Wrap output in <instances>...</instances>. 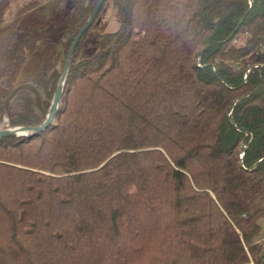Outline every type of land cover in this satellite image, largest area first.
<instances>
[{
    "label": "trees",
    "instance_id": "1",
    "mask_svg": "<svg viewBox=\"0 0 264 264\" xmlns=\"http://www.w3.org/2000/svg\"><path fill=\"white\" fill-rule=\"evenodd\" d=\"M110 1L52 123L0 137V264H264V0ZM98 2L71 1L36 84L40 37L0 26V130L45 123Z\"/></svg>",
    "mask_w": 264,
    "mask_h": 264
},
{
    "label": "rangeland",
    "instance_id": "2",
    "mask_svg": "<svg viewBox=\"0 0 264 264\" xmlns=\"http://www.w3.org/2000/svg\"><path fill=\"white\" fill-rule=\"evenodd\" d=\"M71 1L0 0V26L15 21L19 14L18 16L21 17L20 33L35 34L40 37L39 48L28 58L18 77L17 85L36 84L40 80L42 72L53 62L59 50L62 19L68 11ZM101 8L95 31H116L119 24L118 15L112 2L106 1ZM17 12L19 13L17 14ZM2 127L3 125L0 129ZM259 224L263 237L262 242H264V216L259 220Z\"/></svg>",
    "mask_w": 264,
    "mask_h": 264
},
{
    "label": "water",
    "instance_id": "3",
    "mask_svg": "<svg viewBox=\"0 0 264 264\" xmlns=\"http://www.w3.org/2000/svg\"><path fill=\"white\" fill-rule=\"evenodd\" d=\"M105 0H99V2L97 3L94 11L92 12L88 22L86 23V25L81 29V31L79 32L78 36L76 37L75 41L73 42V45L71 46L69 53L67 55L66 61H65V65L63 68V74L62 77L60 79L59 85H58V89L55 93L52 105H51V109L50 112L47 116V119L45 121V123L38 127V128H22V127H18V128H14V129H5V130H0V137H11V136H22V135H26L27 132H40L45 130L50 123H52V121L54 120V116L59 108L60 105V100H61V94H62V90H63V86H64V80H65V76L67 74V70H68V66H69V62L70 59L72 57V54L74 52V49L76 48V46L78 45L79 41L81 40L83 34L85 33V31L90 27V25L93 22V19L95 18V16L97 15V13L99 12L102 4L104 3Z\"/></svg>",
    "mask_w": 264,
    "mask_h": 264
},
{
    "label": "crops",
    "instance_id": "4",
    "mask_svg": "<svg viewBox=\"0 0 264 264\" xmlns=\"http://www.w3.org/2000/svg\"><path fill=\"white\" fill-rule=\"evenodd\" d=\"M19 12H17V14H18ZM19 15V14H18ZM17 17V16H16ZM19 28H20V26H19Z\"/></svg>",
    "mask_w": 264,
    "mask_h": 264
}]
</instances>
